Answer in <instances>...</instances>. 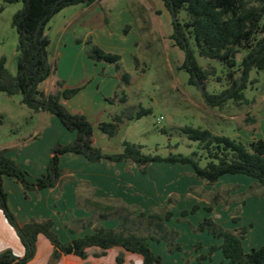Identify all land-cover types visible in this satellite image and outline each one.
<instances>
[{"label":"rangeland","instance_id":"1","mask_svg":"<svg viewBox=\"0 0 264 264\" xmlns=\"http://www.w3.org/2000/svg\"><path fill=\"white\" fill-rule=\"evenodd\" d=\"M20 7L21 2L6 3L0 13V56L5 57V66L10 74L15 73L17 54V34L11 26V16ZM182 16L183 13L180 14ZM171 22L172 16L162 0H96L88 7L78 4L63 8L52 17L46 28L54 70L40 88L45 93L51 92L56 80L63 81L68 87L80 86L77 94L65 101L66 108L82 111L88 116L93 123L96 145L106 153L121 150L122 142L128 141L140 145L145 153L188 155L196 150V143L187 140L180 132L185 125L208 128L213 133L243 143L264 139V72L250 71L244 89L246 101L237 103L227 100L222 105H211L205 101L203 92L216 94L226 88L225 69L217 60L199 57V63L209 72L206 84L201 82L203 90L189 84L188 74L177 68L184 54L169 38ZM86 41L120 56L121 71L130 74L129 85L120 82L112 64L88 58L90 45ZM238 74L236 72L235 76ZM122 89L127 98L125 103H120L118 98L113 102L105 100V97L113 98L114 93L120 95ZM138 105L150 108L151 112L137 119L123 118L116 136L108 138L97 129V124L108 121L112 114L135 112L139 109ZM166 115H170L171 119H166ZM159 116H163V120L157 122ZM0 120V150L15 154L22 149L23 160L29 159L30 153L27 152L44 157L50 153L54 143L66 141L70 133L55 116L33 112L22 104L20 94L7 96L0 93ZM161 128L167 132L162 133ZM12 145L16 147H10ZM205 162L204 158L201 159L200 165ZM23 164L28 165L26 162ZM132 165L134 169L126 167L128 182L136 184L137 181H145L148 188L141 186L140 192L130 194L136 200L134 202L116 197H108V201L119 200L138 213L143 212L140 201L152 200V197L159 202L163 200L156 207L144 202V208L150 213L153 208L167 206L172 212L166 225L178 232L183 250L168 253L162 242L165 250L161 256L166 263L174 256L177 258V254L183 259L194 258L200 251H195L193 244H206L209 239H215L206 231H194L192 228L206 217L225 229H249L248 216L254 209L249 199L254 196L264 198V187L254 186L255 180L242 174H224L217 182L207 184L194 177L188 164L152 162L145 174L139 173L137 166ZM29 174L32 177L31 172ZM123 174L116 178L125 181ZM125 182L122 188L130 193L132 189ZM64 183L63 180L60 186ZM149 185L157 195L149 197ZM171 191L174 192L170 194ZM110 192L114 195L113 189ZM216 193L220 194V200L214 203L212 198ZM207 204L211 207L209 211L206 210ZM212 206L214 210L210 214ZM193 207H196L195 210H192ZM256 210L260 212L261 209L257 206ZM87 211L91 212V216L92 211ZM183 211L187 213L182 214ZM233 216H238L236 222L230 220ZM112 220L118 223L116 219H108L107 224L111 228ZM258 227L256 229L259 230ZM149 242L156 250V242ZM248 243L246 240V246ZM10 246L13 248V245ZM40 257L47 264L50 256L42 251ZM221 260H206L204 264H221Z\"/></svg>","mask_w":264,"mask_h":264},{"label":"trees","instance_id":"2","mask_svg":"<svg viewBox=\"0 0 264 264\" xmlns=\"http://www.w3.org/2000/svg\"><path fill=\"white\" fill-rule=\"evenodd\" d=\"M0 12L4 4L21 2V7L11 16V26L17 34L15 73L10 74L5 66V57L0 56V93L7 96L20 94L21 103L33 112H45L55 116L68 131L74 132L71 142H56L50 149V157L44 173L31 177L7 150H0V211L7 223L15 230L23 247L21 256L11 249L0 251V264H26L36 253L39 235L44 236L52 246L47 264H56L63 255H74L81 259L88 256L91 248L98 251L93 256L106 254L110 248H119L115 263L122 264L124 253L141 257L142 264H163L161 256L154 252L149 240L163 242L168 253L181 252L179 234L169 229L166 222L172 217L169 207L153 208L148 214L135 213L129 205L119 200L110 202L100 199H86L82 206L91 210L88 218L78 219L79 228L91 227L90 233L77 235L69 241H62L54 230L49 218L19 224L14 212L7 203V193L2 186V177L8 176L18 182L25 192L53 188L64 180V169L60 166L62 154L73 153L84 157L88 162L105 160L108 163H135L144 174L152 162L188 164L194 177L213 184L224 174H243L253 178L256 187H264V139L243 143L223 134L213 133L208 128L185 125L180 132L187 140L196 143V150L190 154L169 152L166 155L145 153L141 146L128 141L122 142V149L106 153L93 141V124L83 113H73L63 104L72 98L80 86L64 87L63 81L56 80L53 91L45 93L41 84L52 74L50 61V39L46 28L52 17L60 10L72 5H90L95 0H0ZM172 16V33L169 38L184 56L177 66L188 74L187 82L200 88L206 84L208 70L199 63V57L217 60L225 69L226 88L219 93L203 92L206 102L222 105L227 100L246 101L244 89L249 81L251 70L264 72V0H162ZM183 16L180 17V14ZM87 56L93 61L112 64L123 85H129L130 74L121 71L120 56L107 52L90 41ZM236 72H239L238 76ZM118 98L120 103L127 101L124 89L120 95L105 97L108 102ZM135 112L114 113L109 121H102L97 128L108 138L117 135L123 118L137 119L149 114L150 108L138 105ZM254 121V120H253ZM1 123V120H0ZM162 133L167 130L161 128ZM205 159L204 165L200 160ZM264 195V194H262ZM220 200L216 193L212 201ZM193 207L192 210H195ZM206 210H210L207 207ZM183 211L182 214H186ZM116 219V227H104L99 222ZM236 222L238 216H233ZM194 231H206L213 238L221 239L219 245H210L207 252H201V244L192 245L200 251L194 258H186L183 264H204L211 260L214 251L220 250L226 264H264V244L244 251L242 240L247 228L225 229L212 218L206 217Z\"/></svg>","mask_w":264,"mask_h":264},{"label":"crops","instance_id":"3","mask_svg":"<svg viewBox=\"0 0 264 264\" xmlns=\"http://www.w3.org/2000/svg\"><path fill=\"white\" fill-rule=\"evenodd\" d=\"M90 5H85V6L88 7ZM64 87H68V86L64 85ZM67 100L62 101L66 107L67 105L65 101ZM71 112L82 113V111L77 112L76 110ZM86 117L88 118V116ZM73 138H74V132H70L68 135V139L64 142H71ZM93 141L94 144L96 145V142L94 140V128H93ZM10 147H16V145H12ZM29 153H30V155H28L29 159L26 158V160H23V158L21 159V156L23 154L22 149L21 151L15 154L12 153L8 155L13 157L21 167L28 170V172H31L32 177L41 175L42 173H44L46 164L51 154L49 153L41 158L34 155L31 152H27L26 154ZM22 161L28 163V165L25 166ZM59 163L60 166L64 169L63 177L65 183L62 186L57 185L53 188H44L38 191L25 192L18 182H16L13 178L8 176L2 177V186L7 193L8 206L10 210L14 212L16 219L20 225L30 221L31 219L40 220V219L49 218L53 221L54 230L58 233L62 241H69L77 235L90 233L92 231L91 227H87L83 229L79 228L78 223L75 222L78 219H84L90 217L91 212L87 211L86 208L82 206V202L85 201L86 199L108 200V197H116L121 200L126 199V202H134L136 200H134V198L130 194H132L133 192L135 193V191H139V187L141 186H146V187L148 186V184H146L145 181H143L144 183L141 181H137L136 184L132 182H128L126 178L127 177L126 167L129 166L130 168L134 169L135 167L132 164L135 163L132 164L125 162L108 163L105 160H101L97 162H88L81 155L73 154V153L62 154L59 158ZM160 163H165V162H160ZM150 165L151 163L148 166ZM137 169L138 172L141 173L139 171L138 166ZM147 169L149 171L150 167H147ZM121 173L125 174V175L123 174L122 176L125 177V181H127V182L125 181L123 182L128 183L127 184L128 187L132 189L130 190V193L122 188V183H123L122 180H118L116 178V177H120ZM109 182L111 183L109 184ZM133 188L137 190H133ZM150 188L151 186L149 185V190L151 191V193H148L150 195L149 197L158 194L156 193V191L151 190ZM111 189H113L114 195L110 192ZM173 192L171 191L169 193L171 194ZM56 195L58 196L56 197ZM148 200H150V202ZM148 200L145 199L139 202L140 206L143 207L144 213L149 212L144 208L145 207L144 202L150 204V207L152 205H153L152 207H156L163 203V200H160L159 202L157 198H153V197L152 200L151 199ZM249 201L251 202L252 207L254 206V209L252 214L248 216L250 221L249 224L251 226H249V229H247V233L244 239L242 240V246L244 251L246 252H248L252 248H258L264 244V198L254 196L252 197V199L250 198ZM209 205L210 204H207L205 206L210 207ZM255 206L256 207L258 206L261 209L260 212L256 210ZM199 209L197 211H199ZM213 210L214 208L212 206V211L210 212V214L213 213ZM220 219L221 218H219L218 220L220 221ZM230 220L232 221V218H230ZM107 223L108 220L106 221L104 220L102 224L100 223V225H103L104 227L108 228L109 226ZM117 224L118 223L115 220H112L111 225H113L112 226L113 228L116 227ZM239 225L244 226L243 224H239ZM257 226H259L258 227L259 230L256 229ZM245 238L249 242L247 246L245 244L246 241ZM220 243H221V239L215 238L214 240L211 241L209 239V241L206 242V244L200 243L201 244L200 251L205 253L207 252V249L209 248L210 245L213 244L219 245ZM10 245H13V248ZM150 246L152 250L157 254H159L160 256L162 251L165 250L164 245L162 246V242H156V250L155 248H153L151 244ZM4 249H11L12 252L18 256H21L23 254V247L16 235L15 230L7 223L2 212L0 211V251ZM41 249H44L42 251H45L50 256L52 252V246L44 236L39 235L36 242L35 256L26 264H46L45 260H43V258L40 257V254L42 253ZM96 251H98V249L96 248L89 249L88 256L84 259H81L71 254L63 255L56 262V264H116L115 256L118 253L119 248L116 247L110 248L106 251L105 255L98 257L93 256V253ZM107 256L109 259L107 258ZM222 256L223 255L221 251L216 250L213 252L211 256L212 258L211 260L222 259L221 264H225L226 260ZM161 259L163 264H183L184 261V259L180 254H177V258L174 256V258H171V260L169 259L167 263L163 260L162 256ZM122 264H142V260L141 257L137 254L125 252L124 261Z\"/></svg>","mask_w":264,"mask_h":264},{"label":"water","instance_id":"4","mask_svg":"<svg viewBox=\"0 0 264 264\" xmlns=\"http://www.w3.org/2000/svg\"><path fill=\"white\" fill-rule=\"evenodd\" d=\"M200 87H201V89L203 90V85H202V83L200 82ZM166 119H171V117H170V115H166V117H165Z\"/></svg>","mask_w":264,"mask_h":264},{"label":"built area","instance_id":"5","mask_svg":"<svg viewBox=\"0 0 264 264\" xmlns=\"http://www.w3.org/2000/svg\"><path fill=\"white\" fill-rule=\"evenodd\" d=\"M156 120H157V122L163 120V116H159Z\"/></svg>","mask_w":264,"mask_h":264}]
</instances>
